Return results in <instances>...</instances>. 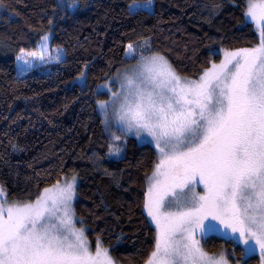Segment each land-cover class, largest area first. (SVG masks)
<instances>
[{
    "label": "trees",
    "instance_id": "trees-1",
    "mask_svg": "<svg viewBox=\"0 0 264 264\" xmlns=\"http://www.w3.org/2000/svg\"><path fill=\"white\" fill-rule=\"evenodd\" d=\"M76 1L70 10L58 0H0V186L11 200H33L77 175L74 210L90 243L119 264H146L157 240L146 194L159 153L134 136L107 134L97 107L107 94L98 86L140 57L127 58L126 46L144 39L143 54L160 53L197 78L223 50L258 47L264 20L246 17L251 0H153V11H131L137 0ZM45 30L65 58L19 73L18 54L35 50ZM117 148L119 158L109 154ZM203 246L226 248L242 264L260 261L242 259L240 244L214 234Z\"/></svg>",
    "mask_w": 264,
    "mask_h": 264
},
{
    "label": "snow or ice",
    "instance_id": "snow-or-ice-1",
    "mask_svg": "<svg viewBox=\"0 0 264 264\" xmlns=\"http://www.w3.org/2000/svg\"><path fill=\"white\" fill-rule=\"evenodd\" d=\"M247 16L264 20V5L250 3ZM260 37L256 48L226 52L198 81L182 80L163 56L146 58L143 70L127 78L121 119L127 118L128 131L153 137L160 154L146 203L158 229L148 264H220L201 250L194 233L221 225L247 252L255 251L254 241L264 256V27ZM196 183L204 185V195L195 193ZM177 188L188 189L190 199L177 198ZM51 191L34 203L0 199V264H113L99 242L90 253L83 229L67 227L73 184ZM166 206L176 210L163 212Z\"/></svg>",
    "mask_w": 264,
    "mask_h": 264
},
{
    "label": "rangeland",
    "instance_id": "rangeland-1",
    "mask_svg": "<svg viewBox=\"0 0 264 264\" xmlns=\"http://www.w3.org/2000/svg\"><path fill=\"white\" fill-rule=\"evenodd\" d=\"M58 3L61 7H66L70 10L74 9L75 6L77 5L76 0H58ZM250 3L257 5V6L264 5L263 0H251ZM129 8L131 11H135L138 9H147V10L153 11L154 1L150 0V2H149V0H137V1L132 2L129 5ZM261 11H262V9L260 7L256 8L257 16L261 13ZM249 18L253 19L251 16H249ZM253 20H257V19H253ZM45 36H47V38H48L46 41L42 40V38ZM51 40H52V31L51 30H45L42 33L41 39L39 40L35 50L21 51L18 54V57H22V58L19 60L17 59L18 72L21 74H24L28 71L36 70V69L39 72H45V71H47V69L46 70L42 69L43 67H45L51 63L59 62L60 60L65 58L64 49L61 46H53ZM129 45H132V52L131 53H129V48H128ZM147 45H149L148 39H144L143 41H141L139 43L132 42V43L127 44L125 56L127 58H133L135 55L140 54V57L134 62H129V63H126V64L122 65L121 67H119L112 76H110L107 80H105L104 82H102L98 86L97 92L98 93L105 92L107 94V97L105 99H98L97 100V107H98L99 113L102 117L106 132L110 137H112L113 139H117V137H119L120 133H124L128 136L136 137L138 142L141 144L147 143V144H150L156 148L155 140L153 139V137L149 136L147 134V132L140 130L139 135H138L137 129H135V128H133L131 131H128L127 126H126V119L127 118L125 117V119H121V117L124 116V114L127 110L126 106H125V100H124V97H125L126 92H127V78L134 77L137 72H140L143 70L141 66L146 62V58L152 57V56H163L160 53H151V54H147V55L143 54L142 51L145 50V47ZM246 49H253V48H246ZM240 50H243V49H234V50L225 49V50H223L221 59L219 61L212 63V65L213 64L220 65L221 62L224 61V59H225V53L226 52L231 53V52H238ZM28 53H35V55L34 56L28 55ZM126 53H127V55H126ZM163 57L168 62V64L171 66V68L175 71V73L182 78V80L198 81L199 78L204 74V72L207 71L208 69H210L212 66L211 65L206 70H204V72L201 75H199L197 78H188V77H184V76L180 75L172 67V65L170 64L168 59L165 56H163ZM25 61H27V63H25ZM101 104L104 105L103 108L101 107ZM156 150H157V148H156ZM109 154L113 157L119 158V157H121L122 152L120 150L119 154H116V149H115L113 151L110 150ZM159 159H160V154L158 157V161L155 165V168H154L153 172L151 173L149 181H148L146 203L148 202V198H149V188L152 187V185L155 183V181L152 178H153L154 172L156 171V166L159 163ZM160 179H163V177H161ZM197 180H198V177H197ZM67 183L73 184V196H72V199L70 201L71 224L67 225V227H72L77 231L80 229H83L84 236L87 239L86 229L84 227L78 225V223H77L78 219H77V216H76L75 210H74V203L78 197L77 196V187L79 184V177L77 175H72L70 177L65 178L64 180H62L61 182H59L57 184H59L61 187H63ZM57 184L52 185L50 187H47L45 189L52 190L50 194L55 195ZM192 187H194L196 194H198V195H204L205 194L203 184L196 183ZM0 188H2V187L0 186ZM45 189H43L38 196H40L42 193H44ZM4 193H5V196L0 197V199L6 198L8 201V204L34 203L36 201V199L38 198V197H36L33 200H25V201L11 200L8 197L5 190H4ZM175 193H176V197L181 199V200H184L186 198L190 199V197L192 195V193L189 192L188 189H184L183 192H181V190L177 188V189H175ZM170 200H173V197L171 195H169L168 197L165 198V204L167 205V202ZM145 210L148 213V209L146 206H145ZM175 210H176L175 207H167V206L162 209L163 212L175 211ZM58 215H62V213H60ZM149 217H150L152 223L154 224V226L156 227L157 238H158V229H157L156 223L152 220L151 216H149ZM208 222H209L208 220H205V223H208ZM213 223L218 224L219 222L214 221ZM219 227H220V230L208 231L206 234L202 233L199 229H197L195 231V233H194L195 239L199 241V246H200L201 250L208 257H211L217 261H220V264H242L241 261L237 259L235 254H233V253L230 254L229 250H227L226 248H224V249H222L216 253H209L208 251L205 250V248L203 246V241L205 238H207L211 234H214V235H217L220 237H224L226 239H231L230 237L224 235L223 226L221 225ZM235 235L238 236L239 234L237 233ZM87 242H88L89 251L94 256L96 251H97V243L98 242L96 243V246H93L88 239H87ZM156 243H157V240H156ZM236 243L240 244L244 250V256L242 259L256 254L259 256V259H260L259 264H264V256L261 255V250L259 248V245H256L254 241H250V244H252L254 246L255 251L250 252V253L247 252V250H246L247 246L243 243L242 240L240 242H236ZM99 244H100L102 249L107 250L108 256L111 258L113 264H119L116 262V260L111 255L110 249L105 247L101 243H99ZM155 250H156V247H155ZM221 257L223 258L222 260H221ZM149 259H148V261H149ZM148 261L146 262V264H148Z\"/></svg>",
    "mask_w": 264,
    "mask_h": 264
}]
</instances>
